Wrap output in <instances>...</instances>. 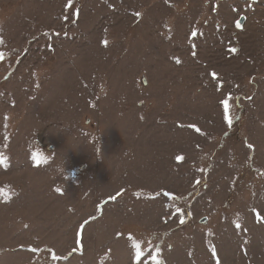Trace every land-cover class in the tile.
I'll return each mask as SVG.
<instances>
[{"label":"rangeland","instance_id":"1","mask_svg":"<svg viewBox=\"0 0 264 264\" xmlns=\"http://www.w3.org/2000/svg\"><path fill=\"white\" fill-rule=\"evenodd\" d=\"M0 41V264H264V0H0Z\"/></svg>","mask_w":264,"mask_h":264},{"label":"snow or ice","instance_id":"2","mask_svg":"<svg viewBox=\"0 0 264 264\" xmlns=\"http://www.w3.org/2000/svg\"><path fill=\"white\" fill-rule=\"evenodd\" d=\"M69 4H71V0H69ZM0 43H2V41H0ZM106 43V42H105ZM177 63H179V61H177ZM225 112H227V108L225 107ZM225 119H227V115L225 116ZM182 159L181 157H177V160ZM4 162V158L0 157V163Z\"/></svg>","mask_w":264,"mask_h":264},{"label":"water","instance_id":"3","mask_svg":"<svg viewBox=\"0 0 264 264\" xmlns=\"http://www.w3.org/2000/svg\"><path fill=\"white\" fill-rule=\"evenodd\" d=\"M244 22V18H240L239 21L237 22L238 25H241Z\"/></svg>","mask_w":264,"mask_h":264}]
</instances>
